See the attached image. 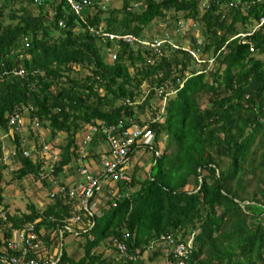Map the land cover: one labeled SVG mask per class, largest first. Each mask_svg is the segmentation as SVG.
I'll list each match as a JSON object with an SVG mask.
<instances>
[{
    "label": "trees",
    "instance_id": "obj_1",
    "mask_svg": "<svg viewBox=\"0 0 264 264\" xmlns=\"http://www.w3.org/2000/svg\"><path fill=\"white\" fill-rule=\"evenodd\" d=\"M72 1L77 10L68 0H0V156L15 152L0 158V257L18 262L22 247L8 242L32 223L58 248L54 264H175L166 237L189 241L187 264H264V0ZM14 113L26 120L8 124ZM96 120L146 122L154 144L147 176L130 162V180L96 198L92 225L73 227L76 258L56 233L77 213L75 198L49 194ZM91 139L90 155L103 136ZM48 143L59 148L49 164L39 157ZM26 179L50 200L9 210L3 185Z\"/></svg>",
    "mask_w": 264,
    "mask_h": 264
},
{
    "label": "built area",
    "instance_id": "obj_2",
    "mask_svg": "<svg viewBox=\"0 0 264 264\" xmlns=\"http://www.w3.org/2000/svg\"><path fill=\"white\" fill-rule=\"evenodd\" d=\"M68 3L70 7L77 10L78 7L72 0H68ZM107 36L109 38H118L117 35L112 34H108ZM121 38L125 41L132 40L131 36L126 35ZM155 43L157 44V42ZM13 74L21 75V71L14 70ZM23 121L24 118L20 117L17 113L8 117V124H22ZM94 133H99L103 136L104 145L100 144L90 155L86 150V146L92 140L91 136ZM5 136L6 134L1 135L0 140ZM76 140L78 143L75 150L76 155L71 154V162L76 167L63 180L59 179L57 180L58 182H53V188L49 194L52 196L60 192L64 196L67 195L68 198H75L74 208L77 213L65 218L64 222L57 227L56 233L59 236L60 245L62 242L61 235L64 232L73 237L76 234L73 227H81V230H83V227H90L92 225L91 219L94 218L95 213L99 209L96 198L101 197L105 192L113 195L116 192L115 185L128 182L130 180V155L133 154L139 145H145L147 148V152L145 153L149 157L150 146L153 144L150 129L146 122L140 126L131 124L130 126L123 127L120 123L116 126H104L101 124V121L96 120L93 124L88 125L87 131H83L81 137L77 136ZM51 146L49 143L43 144L39 150V157L42 156L45 163H48V160H50V163L53 162L59 153L58 147L52 149ZM29 148H33V146H29ZM28 152L29 149L24 148L20 151V154L21 156H27ZM14 154L13 149L3 150L0 158L2 162L10 163L11 157ZM81 217H83L86 223L80 222ZM38 232L40 236L45 231L44 229H40ZM55 235V232L50 234L51 237ZM174 239L166 237V241L170 243L166 249L167 253L169 252L175 264H187L186 257L189 241L185 246L182 242L175 243ZM114 243L118 252H125L126 248L123 243L117 241ZM19 247H22V250L18 257V262L13 256H2L0 257V262L2 264H54L56 261L54 255L58 248L52 246L53 248L50 249V246L44 244L41 241V236L37 237L35 234L32 223H28L26 226L13 231L12 238L8 242V248L13 250ZM26 250H30L31 252L36 251L37 256L29 257Z\"/></svg>",
    "mask_w": 264,
    "mask_h": 264
},
{
    "label": "rangeland",
    "instance_id": "obj_3",
    "mask_svg": "<svg viewBox=\"0 0 264 264\" xmlns=\"http://www.w3.org/2000/svg\"><path fill=\"white\" fill-rule=\"evenodd\" d=\"M113 6L117 7L118 2L113 1ZM183 29H185V27L180 28L179 32ZM197 32L198 31L196 30L195 33H197ZM176 33L177 32L173 33L174 37L177 36ZM149 114H150L149 112L143 113L142 118L147 119ZM25 120H26V118L24 116V121ZM25 128H26V126H25ZM25 128H24V130H25ZM26 133H27V131H25L24 135ZM60 141L63 142V139L61 138V136H60ZM102 145H104V142L102 143ZM136 152L137 153L134 155V158L132 160L139 159L140 160L139 163H142L140 165V167H138V171H137L138 176H136V178L137 177L142 178L143 176H147L148 170H146L145 168L149 164L150 158L145 153V152H147L145 145H141L138 148V151H136ZM11 166H12V164L9 165V168ZM29 180L30 179H26L25 181H22V183H21L22 188L14 186V185H9V184L3 185L4 186V195H5L4 200L8 204L9 210L13 211V210L17 209L19 212H26L25 205L28 203H31L32 205H34V207L36 209L40 210L50 200L48 198V191L49 190L47 188H45V187L38 188L36 184H34L33 182H30ZM62 244L64 246L65 251H67L68 253L69 252L73 253L74 257L77 258L80 255L81 250L77 249L75 241L73 240V237L70 234L63 236ZM52 248L53 247L50 246V249H52ZM102 248H103V246H99L98 250L101 251ZM103 253H104L103 255H108L110 253V251L108 249H105ZM149 254H150V248L144 252V254H143L144 259ZM162 263H163L162 259L158 260V264H162Z\"/></svg>",
    "mask_w": 264,
    "mask_h": 264
},
{
    "label": "crops",
    "instance_id": "obj_4",
    "mask_svg": "<svg viewBox=\"0 0 264 264\" xmlns=\"http://www.w3.org/2000/svg\"><path fill=\"white\" fill-rule=\"evenodd\" d=\"M133 160H131V162H132ZM140 162V160L138 159V166L140 167V165L142 164V163H139ZM145 169H147V167L145 168Z\"/></svg>",
    "mask_w": 264,
    "mask_h": 264
},
{
    "label": "clouds",
    "instance_id": "obj_5",
    "mask_svg": "<svg viewBox=\"0 0 264 264\" xmlns=\"http://www.w3.org/2000/svg\"><path fill=\"white\" fill-rule=\"evenodd\" d=\"M149 115H150V114H149ZM149 115H148V116H149Z\"/></svg>",
    "mask_w": 264,
    "mask_h": 264
},
{
    "label": "bare ground",
    "instance_id": "obj_6",
    "mask_svg": "<svg viewBox=\"0 0 264 264\" xmlns=\"http://www.w3.org/2000/svg\"><path fill=\"white\" fill-rule=\"evenodd\" d=\"M194 55V54H193Z\"/></svg>",
    "mask_w": 264,
    "mask_h": 264
}]
</instances>
